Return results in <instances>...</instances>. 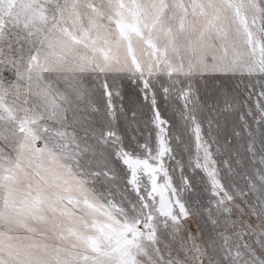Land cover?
Segmentation results:
<instances>
[{
	"label": "snow or ice",
	"instance_id": "1",
	"mask_svg": "<svg viewBox=\"0 0 264 264\" xmlns=\"http://www.w3.org/2000/svg\"><path fill=\"white\" fill-rule=\"evenodd\" d=\"M0 264H264V0H0Z\"/></svg>",
	"mask_w": 264,
	"mask_h": 264
}]
</instances>
